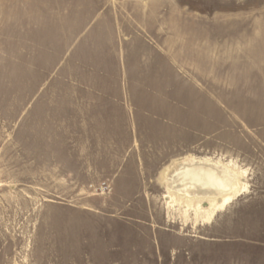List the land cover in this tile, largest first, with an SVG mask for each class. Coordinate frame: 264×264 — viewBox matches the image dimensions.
Listing matches in <instances>:
<instances>
[{
    "label": "rangeland",
    "instance_id": "obj_1",
    "mask_svg": "<svg viewBox=\"0 0 264 264\" xmlns=\"http://www.w3.org/2000/svg\"><path fill=\"white\" fill-rule=\"evenodd\" d=\"M0 264H264V0H0Z\"/></svg>",
    "mask_w": 264,
    "mask_h": 264
},
{
    "label": "bare ground",
    "instance_id": "obj_2",
    "mask_svg": "<svg viewBox=\"0 0 264 264\" xmlns=\"http://www.w3.org/2000/svg\"><path fill=\"white\" fill-rule=\"evenodd\" d=\"M186 163H188L187 160L174 163L175 166L165 171L163 179L170 191L168 194L172 202H177V197L180 198L179 200L183 199L182 196L189 203V207L195 199H198V202L204 198L209 201L211 206L209 210H205L204 214L202 212L203 215L201 212L199 214L197 212L198 221L199 219L204 222L211 221L218 211L224 209L247 188L240 182L242 174L236 173L234 170L229 171L216 162L212 163L209 158L194 161L193 165L190 164L188 168L183 169ZM197 207L200 209L201 205L198 204Z\"/></svg>",
    "mask_w": 264,
    "mask_h": 264
}]
</instances>
